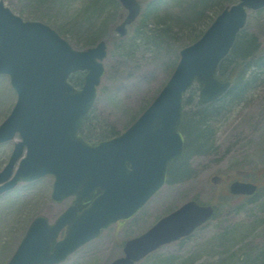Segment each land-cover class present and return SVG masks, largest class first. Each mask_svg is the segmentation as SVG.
<instances>
[{
    "label": "water",
    "instance_id": "95a60500",
    "mask_svg": "<svg viewBox=\"0 0 264 264\" xmlns=\"http://www.w3.org/2000/svg\"><path fill=\"white\" fill-rule=\"evenodd\" d=\"M119 1L127 13L115 30L123 36L141 6L137 0ZM262 6L264 0H239L224 8L199 39L180 50L179 62L165 86L122 134L88 142L78 129L104 72L99 59L106 56L105 41L74 49L47 24L23 20L0 1V74L9 75L17 96L0 123V143L15 134L21 138L0 170V193L20 181L52 174V199L61 201L75 194V204L89 203L81 213L70 206L53 224L43 216L35 217L7 264L60 262L102 228L130 218L164 184L168 164L182 151L178 128L183 92L194 79L202 85L204 101L228 88L229 81L216 78L217 65L244 26L247 9ZM77 70H86L81 88L68 81ZM229 188L232 193H252L256 186L236 180ZM212 212L208 205L184 203L128 239L124 255L109 264H134L160 245L188 235ZM65 225V236L52 247Z\"/></svg>",
    "mask_w": 264,
    "mask_h": 264
},
{
    "label": "rangeland",
    "instance_id": "374dc122",
    "mask_svg": "<svg viewBox=\"0 0 264 264\" xmlns=\"http://www.w3.org/2000/svg\"><path fill=\"white\" fill-rule=\"evenodd\" d=\"M1 1L23 19L48 24L76 48L105 39V71L91 109L92 119L105 129L123 131L166 83L179 59L180 49L198 37L220 9L238 0H201L196 10L188 6L192 0H164L165 4L157 8L156 20L153 21V12L147 14L146 26H140V20L153 0H139L143 11L123 37L115 31V26L126 10L117 0H98L101 16L85 24L84 12L92 10L88 6L93 0ZM239 34L257 38L260 44L257 55L263 61L264 7L248 11L246 24ZM90 36L94 39L86 43ZM223 64L226 65L219 67V74L225 77L233 64L226 61ZM197 85L185 94L187 114L200 108ZM246 95L221 111L222 118L213 128L216 133L212 146L199 156L188 158L190 176L187 179L181 183L170 180L131 219L111 225L57 264H107L121 255L123 240L141 233L191 197L217 204L218 212L188 238L160 247L137 264H264L263 73L250 85ZM15 100L9 77L0 75V122ZM18 140L16 135L0 143V170ZM240 175L260 186L255 196L226 195V181ZM216 177L221 179L216 181ZM52 181L51 176H46L20 182L0 195V264L9 260L36 215H45L51 221L66 207V202L58 204L50 199Z\"/></svg>",
    "mask_w": 264,
    "mask_h": 264
},
{
    "label": "trees",
    "instance_id": "16d2710c",
    "mask_svg": "<svg viewBox=\"0 0 264 264\" xmlns=\"http://www.w3.org/2000/svg\"><path fill=\"white\" fill-rule=\"evenodd\" d=\"M197 2L201 0H192L188 6L192 10L197 9ZM165 4L164 0H153L146 6L145 16L140 20V26H146L149 21L145 17L148 13L153 12V21L156 20L157 8ZM90 12H84L85 20L83 24L88 21H96L101 16V6L98 7V0H93ZM158 18V17H157ZM151 23H154V22ZM87 40L86 43L91 42L94 38ZM197 38V37H196ZM195 38V39H196ZM194 39V40H195ZM193 40V41H194ZM260 44L255 36L239 34L235 39L233 46L228 55L220 62V66L224 67L226 64L223 62H232L231 69L225 74L226 79L232 81V86L228 89L224 96L214 102L201 104L195 113L188 114L183 120L182 129L186 136V143L184 153L180 160L171 164L168 168V179L174 182L181 181L189 175L187 160L193 154H201L206 152L212 146V139L214 130L218 119H221L220 113L229 107L246 98V91L255 83L256 79L264 72V66L260 56H257L260 50ZM70 81L76 86L83 83L84 73L76 72L70 75ZM92 110L84 117L81 132L87 138H94L96 136H104L105 134L115 133V128L105 129L102 125L95 123L92 119ZM94 122V123H93Z\"/></svg>",
    "mask_w": 264,
    "mask_h": 264
}]
</instances>
